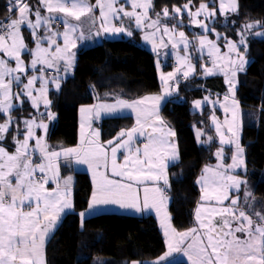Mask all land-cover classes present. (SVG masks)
<instances>
[{"label":"snow or ice","instance_id":"6c2138e0","mask_svg":"<svg viewBox=\"0 0 264 264\" xmlns=\"http://www.w3.org/2000/svg\"><path fill=\"white\" fill-rule=\"evenodd\" d=\"M40 3L49 15L41 16L39 7H36L33 13L32 7L24 0H9L7 9L10 15L6 16L4 20H0V51L15 62V68H12L8 66L5 58H0V113H10L15 106L14 99L22 104L23 101L19 100L21 96L30 98L32 105L38 108L37 98L33 96V91H38L41 97L45 96L47 91L43 87L34 88L35 82L38 79H43L42 76H27L28 66L21 59L22 51L27 48L21 33L22 25H26L31 30L36 44L34 51L28 50L32 56L30 67L32 70H36L37 66L41 65V72L45 70V67L59 72L60 69L57 67L59 62L64 63L65 72L71 67L74 53L70 51V48L76 47L72 36L76 35L77 39L84 38V32L80 26L82 17L87 18L90 26L99 28V31L94 33L97 36L101 34V31L106 35L113 36L125 33L127 30L123 27L106 26L111 25L112 19H121L122 17L134 19L137 28L143 24L145 28L151 29L152 31L146 33L143 39L152 41L154 46L156 39L163 41V35H167L169 40H174L178 35L179 40L174 42L172 47L175 49L182 44L186 55L183 58L178 56V59L182 63L190 59V53H187L190 42L185 33L183 31L177 33L175 27L169 28L167 25H161L162 18H169L168 8L164 7L161 12L155 13V19L149 16V10L154 9L152 0H130L132 11L125 10L123 5L116 7L119 0H104V2L96 0L95 4H92L90 0H40ZM212 3L215 5V0H212ZM190 5L191 0L181 7H174L171 18L179 17L183 9V12L189 17L190 24L198 25L205 33L215 32L214 28L210 29L202 20L196 19L203 13L205 20H214L217 10L215 6L209 10L207 4L201 3L199 8L193 12ZM97 9L100 11L99 18L95 16ZM136 9H141V11H136ZM229 10L231 12L238 11V0H228L227 3L225 0H219V11L223 14ZM11 13H16V17L13 18ZM30 13L35 16L34 22L29 18ZM97 19H99L98 26ZM179 22L182 23V20ZM53 23L63 24V32L53 31ZM41 26L45 29L43 36L37 35ZM257 27L264 28V23L253 21L244 24L243 30L237 34L239 43L229 41L227 43L229 54L217 58L225 59L229 64L242 70L245 60L239 49L243 47L245 51L247 50L245 33ZM158 33H163V35L158 36ZM254 34L264 35V32ZM127 35L131 36V32H127ZM216 35L219 38L220 34ZM60 38H62L63 47L58 43ZM225 39L227 38L225 37ZM45 42L49 45L46 48L41 46ZM206 42L209 45V57L219 53V47L208 40L206 35L197 36L191 43L194 49L202 54ZM230 54L236 55L238 59L233 60ZM212 63L215 67V60ZM190 72H194V67L189 66V70L183 71L181 75L187 79ZM205 72L212 74L213 68L206 67ZM231 75L235 77L236 72L233 70ZM22 76L27 79V83H24ZM6 77H10V79L6 81ZM175 77L176 72L168 73L165 78L164 95L171 94L167 81H175ZM52 79L58 78L53 77ZM13 82H16L19 91H12ZM228 84L231 89L233 81L229 80ZM56 87L59 88V83H56ZM161 99L163 96L156 95L132 103L122 100L117 104L101 103L87 109L89 113L96 116H99L101 111L111 113L123 108L135 110L138 126L129 131H122L114 140L108 141L107 145H101L96 140L85 142L82 136L80 147L63 149L60 152L48 151L42 145L41 139L34 136L32 130L35 125L43 127L46 131L47 125L36 124L34 119L23 121L25 125L24 139L14 138V154H9L4 147L0 146V264H45L43 253L45 236L50 230L51 224L56 220L57 214L72 207L68 198L71 177L64 179L63 189L59 186L58 160L60 157L66 161L74 157L76 162L93 168L94 177H98L96 191L92 195L88 210L79 214L82 220L93 208L109 203L138 208L140 198V189L136 187L138 184L158 183L163 180L167 185V162L175 161L178 158V152L171 140L175 136V132L170 128L163 127L164 121L159 115ZM224 99L227 101L228 96L226 95ZM149 100L153 102L151 109L141 108L145 101ZM207 100L208 98L205 97L204 102ZM201 103L202 101L196 100L194 105L199 108ZM44 105L48 107L50 101L44 99ZM82 111L85 110L82 109ZM225 112H230L231 115L230 120L226 117L224 121L228 125L227 131L235 136L233 127L239 120V101L232 99L230 108L226 107ZM48 115L50 118L52 117L51 113ZM212 119L215 121L216 118L213 116ZM157 124L161 126H156ZM11 127H13V119L8 115L5 122L0 124V142L5 139V134ZM16 130L19 131L18 125ZM216 130L220 131L218 124ZM136 134L145 136L147 140L142 148L133 144ZM95 135L98 136V132ZM33 139H35V146L30 148L29 141ZM210 139L211 137H209ZM221 143L230 144L233 141L223 139V133H221ZM235 143L239 153L242 150L238 140ZM120 149H125L127 154L123 157L124 162L118 164L117 152ZM37 150L40 152L42 162L33 164L32 156ZM109 152L111 154L110 161ZM215 155L218 158L221 157L222 151L218 150ZM231 159L232 164L227 169H224L222 164L216 165V168L221 171H214L211 166L204 168V174L201 175L199 181L204 186L202 200L209 202L215 200V202L221 203L223 200L229 199V189L239 191L240 185L246 184V181L240 180L236 176L224 174L228 170H235L243 166V160L238 159L237 156L234 155ZM109 167L111 173L121 179H109L107 174ZM37 173L40 179H37ZM50 180L57 182V187L51 191L46 188ZM123 180L128 182H122ZM249 196L250 194L245 193V201ZM165 199L161 188H143V207L145 209L155 207L159 211V206ZM238 199L239 197L230 200L232 207L208 209L207 219L201 218L200 209H198L196 212L198 226L184 232L171 229L169 233L166 226L165 235L169 238L167 252L154 262L132 261L131 264H161L173 252L179 251H184L188 255L191 264H264V215L257 213L259 223H254L245 211L240 210L237 214L235 206L238 204ZM25 207L30 210L24 211ZM225 214L231 216L232 220L237 223L235 228L231 227ZM213 215L221 217L220 225L212 223ZM237 232L244 234L243 240L235 235ZM185 241L189 242L185 245Z\"/></svg>","mask_w":264,"mask_h":264},{"label":"trees","instance_id":"16d2710c","mask_svg":"<svg viewBox=\"0 0 264 264\" xmlns=\"http://www.w3.org/2000/svg\"><path fill=\"white\" fill-rule=\"evenodd\" d=\"M204 1L212 0H191V3L198 7ZM188 2L155 0L156 13L167 7L173 14L174 7ZM238 4L240 22L264 23V0H238ZM7 5V0H0V20L10 15ZM217 22L220 27H215L229 35L236 31V26L224 24L222 19ZM140 36L141 32L137 31L130 38L105 40L94 47L78 49L74 75L63 81L59 91H50L52 107L58 112L49 139L53 149L77 145L81 106L97 101H135L161 92L156 56L141 45ZM245 52L251 63L240 77L237 99L244 110L242 144L247 153L246 175L260 190L264 186V38H253ZM200 72L180 80L177 95L162 110L164 122L175 129L180 151V160L169 169L170 210L174 226L180 231L197 226L195 210L201 198L197 180L204 168L215 161V151L221 145L216 140L210 145L199 142L197 129L209 131L212 127H209V118L195 112L191 105L195 98L206 93L224 94L225 79L220 75L203 77ZM24 110L27 112L29 107ZM249 112L257 113L254 123L248 121ZM0 115L5 120V115ZM133 125L132 116L104 119L101 123L103 140H112ZM208 136L214 138L215 133ZM63 172L74 173L76 179L75 210L65 216L48 242L47 264H131L132 261L156 260L164 255L165 238L154 216L105 213L87 218L82 226L79 214L90 204L91 177L69 166H63ZM166 264L188 263L171 261Z\"/></svg>","mask_w":264,"mask_h":264},{"label":"rangeland","instance_id":"374dc122","mask_svg":"<svg viewBox=\"0 0 264 264\" xmlns=\"http://www.w3.org/2000/svg\"><path fill=\"white\" fill-rule=\"evenodd\" d=\"M90 2L92 4H95L96 0H90ZM102 2H104V0H102ZM152 2L154 5V9L149 10L148 14L152 19H155L156 18V16H155V13H156L155 0H152ZM227 2H228V0H225V3H227ZM202 3L207 4L209 10H211L215 6V8L217 9L216 14H215V19L214 20H205L203 13H201V15L199 17H196V19L202 20L205 24L208 25V27L210 29L214 28L215 32L208 31L207 33H205V31L202 28H200L198 25L190 24L188 15L186 13H184L183 9H182V13L179 16L177 23L179 25L188 24L189 30H186L183 28L181 29L180 27H177V26H175V29H176L177 33L179 31H183L185 33V35L187 36L189 42H190L189 47L187 49V53H190V59L185 63H182L181 60L178 59V56L180 58H183L186 55V52L183 48V45L181 44L178 48H175V49L172 47V44L179 40L178 35L174 38V40H169L167 35H163V41H161V40L156 41L155 46H154L152 41H145L143 39V37L146 33H149L152 31L151 29L145 28L143 26V24L140 26V28H137L134 19L128 18V17H122L121 19H112L111 25H106V26L123 27L127 30L125 33H120V34L113 36V35H106L101 31V34L97 36V35H94V33L96 31H99V28L90 26L87 18L82 17L81 21H80V26L84 32V38L83 39H77L76 35L72 36V39L75 40L76 47L70 48V51L72 53H74V57H73V63L71 65V67L68 68L67 72H65V70H64L65 65L63 62H59L57 64V67L60 69L59 72L55 71L54 69H47L46 67H45V70L43 72H41L40 71V68L42 67L41 65H38L36 70H32L30 67V60L32 59V56L28 50L34 51L36 48V44H35L33 36L31 35V30L26 25H22L21 26V33H22L23 40H24V43L27 46V48L24 51H22L21 59L28 66L27 76H29V77L33 76V75L42 76L43 79H38L34 84V88L40 89L41 87H43L47 91L45 93V96H43V97H41V95L38 91H33V96H35L37 98V104L39 105L38 108L34 107L32 105L30 98H25L24 96H21L19 98V100L23 101L22 104L20 102H18L16 99H14L13 103L15 106L10 111V113H1V114L5 115V120H6L8 115H10L12 117L13 127L9 128L8 132L5 134V139L2 142H0V146L4 147L9 154H14V152H15V145L13 143L14 138L19 139V140L24 139L25 125H24L23 121L25 119H29V120L34 119L36 121V124L47 125L46 131L44 130L43 127H36L35 125H33L32 130H33L34 136L37 138H40L42 145L45 146L48 151H50L49 144L51 145V143H50V140H48V138L50 139V134L52 132L54 124L57 122V119H58V112L55 109H53L52 101L50 100V97H49L50 91L51 90L59 91L62 88L63 81H65L67 78L74 75V71H75V67H76V63H77L78 49L82 48V47H94L95 45L102 43L105 40H116V39L130 38V37L134 36L137 31H139V32H141V36H140L141 45L144 47H147V45H148L149 48L151 46L152 47L151 49L153 51H155L154 55L156 56L157 68L159 71V79H160V82L162 84L161 91L164 90V88H165V78H167L168 73L176 72L175 81H173V80L167 81V84H168L169 88L171 89V88H173L174 83H176V81H178V79L181 78V76H182L181 73L183 71L189 70V66L194 67V72H190V75L188 76V78L194 76L198 70H201L200 73L203 77L220 75V76H223L225 79L226 90H225L224 94H222L220 96L219 94L214 95L212 93H206L205 96H203V97L195 98L192 101L191 107L195 112L200 113L202 115H206L209 118L208 121H209L210 129L212 127V129L209 131H203L202 129H197L199 142L202 143V141H203L201 138L202 133L204 134L205 138H207V140L204 142L205 145L206 144L210 145L215 140L218 141L219 143H221V133H223V139L233 141V143H230V144H222L221 143V145L216 149L215 154L218 150H220V151H222V156L218 158L216 155H214L215 161L212 162L211 164L207 165V166H211L214 171H221V169L216 168V165L222 164L224 169H227L228 166L232 164L231 157L235 155V156H237L238 159L243 160V166L238 167L235 170H228L224 174L226 176L227 175L236 176L240 180L246 181V184H241L239 191H237L235 189H229V199L223 200L221 203H217V202H215V200H213L211 202L204 201V200H202L203 192H204V186L201 185V183H199L201 175L204 174V170H203V173L200 175V177L197 180V183H198L200 190H201V198H200V202L198 203L196 210H195V217H196L197 210L200 209L201 218L207 219L209 216V213L207 211L208 209H211V208L222 209V208L232 207L230 200L232 198L239 197L238 204L235 206V210H236L237 214L240 210H243V211H245L247 216L251 217V219L254 221V223H259L256 214L259 213L261 215H264V212H262V209L264 208V186L259 190V188L257 186H255L254 183L252 182V180L246 175L248 172L247 153H246V149L243 147V144H242V130L244 128V110H243V107H242L240 102H239V110H240L239 120H238L237 124L233 127V132H235V134H236L235 136H233L232 133H229L227 131L228 125H226L224 123L226 117L229 120L231 119L230 112L226 113L225 108L226 107L230 108L232 99L239 101L237 99V89L239 87L240 77L246 71L248 65L251 63L250 58L247 57V54L244 51V48L240 47L239 50L243 54V57L245 60V64H244L242 70L238 67H235V66L229 64L228 61L225 59L217 58L218 56L223 57V56H225V54H229L228 48H227V43L229 41L236 42L237 44L239 43V37L237 34L243 30V25L246 23H249V22H240L239 21V19H238L239 4H238V11L237 12H231L229 10V11H226L225 13L222 14L219 11V0H218V3H216L215 5L212 4V1L211 2L204 1ZM185 4H187V3H185ZM121 5H123L125 10H127V11L133 10L130 6V0H128V3H126V0H119V3L116 5V7H120ZM29 6L32 7L33 13L35 11V8L39 7L40 11H41V16L49 15L47 13V10L40 3V0H32V2L29 4ZM199 6L194 7L193 2H192L190 5V9H191V11L195 12L199 8ZM177 7H181V6H177ZM136 11H141V9H136ZM161 11H157V13H159ZM54 15H58V14H54ZM95 16L97 18H99V16H100L99 9L95 10ZM169 16H170V10H169ZM172 16H173V14H172ZM29 18L32 19L33 22L35 21L34 14L30 13ZM163 19L164 18L161 19V25H167L169 28H173L172 26L170 27L168 24H165L163 22ZM220 19L223 20L224 24H229L231 26L237 27L236 31H233V35H229L228 33H225L222 30H220L219 28L215 27V25L220 27L219 25H217V23H218L217 21ZM181 20H182V23L179 22ZM73 22L75 23V21H73ZM98 24H99V19H97V26H98ZM52 30L53 31L58 30L60 32H63L64 25L60 24V23H53L52 24ZM127 32H131V36L127 35ZM257 32H264V29L257 27V28L251 29L249 32L245 33L246 38H247V49L249 48L250 41L253 38H264V35H255L254 34ZM217 33L220 34L219 38H217V35H216ZM37 35H40V36L45 35V29L43 26H41L38 29ZM204 35L207 36L208 40L212 41L213 43H215L219 47L220 51L218 54H214L212 57H209V55H208L209 45L207 44V42L205 43L204 50H203L202 54L198 53L194 49L193 44L191 42L194 41V39L197 36H204ZM225 37L227 39H225ZM58 43H60V46L63 47L62 38H60L58 40ZM164 45H167V46L165 47ZM41 46L46 48L49 45H48V43L45 42V43H42ZM53 51H54V48H53ZM230 55L232 56L233 60L238 59V57L236 55H234V54H230ZM0 58H5L8 62V66L15 68L14 60H12L11 58H8L6 56V54L3 53L2 51H0ZM213 60H215V62H216L215 67H213V63H212ZM168 61H172L173 68H170L168 70H164V67H165L164 65H166ZM206 67L207 68H213L212 74H206V72H205ZM177 69H179V71H177ZM233 70L236 72L235 77H232V75H231ZM225 72H227L228 74L225 75L224 74ZM53 77H57L58 79L53 80L52 79ZM5 79L7 81L8 79H10V77H6ZM22 79H23L24 83H27L26 78H24L22 76ZM229 80L233 81V86L231 89H230L229 84H228ZM56 83H59V88L56 87ZM177 85L178 84H176V87H177ZM19 90L20 89L18 88L16 82H13L12 91L16 92ZM226 95L228 96L227 101L224 99V97ZM205 97L208 98L207 102H204ZM44 99H47L48 101H50V105L48 107H45ZM196 100L202 101L201 106L199 108L195 107V105H194V102ZM118 101H115V102L98 101V102H95V103H92L89 105L81 106L79 108L78 143H77V145L71 146L69 148L80 147L82 144V141H81L82 136H83L85 142L88 140L104 141L103 135H102V130L100 128V124H96L95 117H99L102 115H104L106 117H110V115H118L117 113L119 111H127L128 108L118 109V110L111 112V113H106V112L101 111L99 116H96L93 113H89L87 111V109H90L93 106H95L97 104H101V103H103V104H117ZM122 101H126V100H122ZM126 102H128V101H126ZM25 107H29V110L27 112H25V110H24ZM141 108H143V106H141ZM82 109H84L85 111H82ZM148 109L150 110L151 107L150 108L148 107ZM48 113L52 114L51 118L49 117ZM161 114H162V112H161ZM213 116L216 118L215 121L212 119ZM135 117H136V115H135ZM161 118L163 119V116ZM248 118H249L248 121L250 123H254L257 120V113H255V112L250 113L249 112ZM5 120H2L1 115H0V124H3L5 122ZM135 120H137V117H136V119L134 118V125L133 126H135V123H136ZM217 124L220 126L219 132L216 130ZM17 125H18L19 131L16 130ZM156 126H160V125L157 124ZM169 127L172 131L175 132V129L172 126H169ZM201 131H202V133H201ZM97 132H98V136L95 135V133H97ZM213 133H215V137L214 138L211 137V139L209 140L210 136H208V135H211ZM135 136L138 138L143 137V136H140L139 134H136ZM171 140L175 144L177 152H178V158L175 161H171V163L174 165L180 160V151H179L178 143H177L175 136H174V139H171ZM236 140H238L240 149L242 150L239 153H238L237 148H236V143H235ZM142 141H144V140H142ZM29 145H30V148L34 147L35 146V139L30 140ZM141 145H143V144H141ZM138 147H140V145H138ZM229 147H231L232 149ZM58 152H60V151H58ZM109 157L111 158L110 152H109ZM119 160H120V157H119V150H118V152H117V163L118 164H119ZM32 162H33V164H39L42 162V160L40 158L39 150H37L34 153V155L32 156ZM58 164H59V176H60L59 186L61 189L64 188V179L67 178L66 176L69 175L71 177L72 182L70 183V194H69L68 198L70 199V201L72 203V207H74L73 202H74V192H75L74 187L75 186L73 184V181L76 180L75 176L73 175V173L64 174V172H63V174H62L61 170H63L64 164H73L74 166L76 165L75 167H81V165H85V164L76 162L74 157L71 158L70 160H67V161L63 157H60L58 160ZM70 168H72V167H70ZM109 171L111 172L110 167H109ZM166 175H167V180H168L167 185H165L163 180H161V184H159V186H158L159 188H161L163 190V195H164L165 191L170 189V172L168 171V173ZM37 179H40L39 174H37ZM263 181H264V174H263ZM13 183H15V181H13ZM52 184H54L55 186H52ZM56 187H57V182L54 180H50L49 183L47 184V188L49 191H51L52 189H54ZM153 187H157V186H151V188H153ZM95 191H96V188L94 189V191L92 193H94ZM245 193L250 194L247 201H245ZM167 197L170 200V195H167L165 198H167ZM106 208L107 209H117V211H126V213H132V215H137V213H138L137 211H139V209L143 208V200L139 199L138 208L124 207L121 204L109 203L107 205H100V206L93 208L91 210V213L95 214L94 213L95 211H99V209H106ZM161 208H162V205L159 206V209H161ZM66 209H69V208H66ZM147 209H146V211H147ZM103 211H105V210H103ZM110 211L111 210H109L107 212L105 211L102 213H112ZM117 211H115V213ZM118 213H125V212H118ZM159 214L161 215V223H162L161 226H162V230L164 232V237L166 239V241H165L166 242L165 252H167V250H168V239L169 238H168V236L165 235V227L166 226L168 227L169 233H170L172 223H171V221H169V219L166 218V215L164 214L163 210H161L159 212ZM96 215H98V214H96ZM96 215H93V216H96ZM138 215H142V214H138ZM93 216H91V217H93ZM225 217L229 220V223L231 224L232 228H235L237 226V223L232 220L231 216H228L227 214H225ZM196 222H197V226H198L199 222L197 221V219H196ZM212 223L215 225H220L222 223L221 217L217 216V215H213ZM82 226H84V219L82 222ZM197 226H195V227H197ZM186 230H188V229H186ZM176 231L177 232H184V231H180L178 229ZM235 235L237 237H239L241 240L244 239L243 233L237 232V233H235ZM188 242L189 241H186L185 245ZM170 256L172 258H170L167 263H169V261H172L173 259H176V260L178 259V260H180L179 262H185V261H182L183 259H185L186 261L189 262V264H191V261L188 259V255L184 251L173 252ZM143 261L148 262V260H143ZM143 261H140V262H143ZM174 263H176V262H174Z\"/></svg>","mask_w":264,"mask_h":264},{"label":"crops","instance_id":"0c3cea01","mask_svg":"<svg viewBox=\"0 0 264 264\" xmlns=\"http://www.w3.org/2000/svg\"><path fill=\"white\" fill-rule=\"evenodd\" d=\"M7 2H9V0H7ZM24 2H26L27 4H30L31 2H32V0H24ZM11 15L13 16V18H15L16 17V13H11ZM172 13L170 12V16H169V18H164L163 19V22L165 23V24H168L170 27L172 26V27H175V26H177V27H180L181 29L183 28V29H186V30H189V25L188 24H181V25H179L178 23H177V21H178V19H179V17H177L175 20H172ZM5 22H7V21H5ZM183 26H186V27H183ZM158 36H160V35H163L162 33H159V34H157ZM158 40H160V39H156V41H158ZM140 41H141V39H140ZM150 46V45H149ZM148 50H150L153 54L155 53V51H153L151 48V46H150V48L148 47V45H147V47H146ZM156 65H157V63H156ZM165 67H164V70H167V68L169 69V68H173V63H172V61H168L167 62V64L166 65H164ZM158 69V68H157ZM197 73H198V71H197ZM196 73V74H197ZM158 74H159V71H158ZM195 74V75H196ZM180 80H185V78H183V76H181V78L180 79H178V81H176V83H174V85H173V88H169V91H170V95H164V90H162L160 93H158V94H151V95H147V96H145V97H151V96H156V95H161V96H163V99H161V101L159 102V115H160V117H162V114H161V112H162V110H163V108H164V106L166 105V103L170 100V99H172L175 95H177V87H176V84H178V82L180 81ZM162 85V84H161ZM178 86V85H177ZM145 97H142V98H139L138 100H142V99H144ZM120 100H125V99H119V101ZM138 100H135V101H138ZM116 101H118V100H116ZM126 101H128V100H126ZM135 101H128L129 103H132V102H135ZM98 102V101H97ZM106 102V101H105ZM108 102H115V101H108ZM152 105H153V102L152 101H145V104L144 105H142L143 106V108H150V107H152ZM118 115H110V117H106V116H104V115H102V116H99V117H95V122H96V124H100V128H101V123H102V121L104 120V119H107V118H111V117H120V116H132L133 118H135L136 119V117H135V115H136V112H135V110H133V109H127V111H119L118 113H117ZM153 119H154V117H153ZM136 121V120H135ZM164 121V120H163ZM142 123H143V120L141 121ZM159 125V124H158ZM138 125H137V123H135V126H133V127H137ZM161 126V125H160ZM132 127V128H133ZM163 127H165V128H170L169 127V125L168 124H166L165 122H164V125H163ZM131 128V129H132ZM131 129H129V130H131ZM129 130H125V131H129ZM201 133H202V131H201ZM119 136V135H118ZM117 136V137H118ZM126 138V137H125ZM202 138V143H204L206 140H207V138H205V136H204V134H203V136L201 137ZM115 139V138H114ZM114 139H112V140H114ZM171 139H174V137H172ZM48 140H49V138H48ZM142 140H144V141H142ZM110 141V140H109ZM147 142V140H146V138H145V136H143L142 138L141 137H136L135 135H134V139H133V144L134 145H136V146H138V145H140V147L142 148L143 147V145H141V144H144V143H146ZM97 142L99 143V144H101V145H107V142L108 141H100V140H97ZM49 146H50V151H61V150H63V149H60V150H58V149H53L52 148V146L49 144ZM65 149V148H64ZM66 149H68V148H66ZM127 154V152H126V150L125 149H120L119 150V157H120V160H119V164H121V163H123L124 161H123V157H124V155H126ZM109 161H110V157H109ZM63 166H69V167H72V169L74 170V171H78V172H87V173H89V175H90V177H91V180H92V184H93V191H94V189L96 188V180L98 179V177H94V169L93 168H90L88 165H81V167H75L73 164H64ZM171 166H173V164L171 163V161H168L167 162V168H166V174L168 173V171H169V169H170V167ZM101 170H103V169H101ZM61 172H62V174H63V170H61ZM38 174V173H37ZM74 174V173H73ZM107 174H108V177H109V179H117V180H119V179H121L120 177H117V176H115V175H113L110 171H109V169H108V172H107ZM71 175V174H70ZM69 176V175H68ZM68 176H66V177H68ZM72 182V181H71ZM122 182H125V183H127L128 181L127 180H123ZM75 183H76V180H74L73 181V184H74V186H75ZM159 184H161V181H159L158 183H152V182H147V183H144V184H138V185H136V187H138L139 189H140V193H139V199H142L143 200V188L144 187H148V188H151V186H159ZM52 186H55L54 184H52ZM46 188H47V185H46ZM48 189V188H47ZM74 189L76 190V188L74 187ZM93 194V193H92ZM167 195H169V190H167V191H165L164 192V197H166ZM91 200H92V195H91V199H90V203H91ZM72 204V203H71ZM73 204H74V207H70L69 209H64L62 212H59L58 214H57V218H56V220L51 224V226H50V230L48 231V233L46 234V236H45V239H44V244H43V253H44V261H45V264H47V257H46V248H47V244H48V242L50 241V239L53 237V235L55 234V232L57 231V229L59 228V226L61 225V223H62V221L64 220V218H65V216L68 214V213H70V212H72V211H74L75 210V192H74V202H73ZM162 205V208L161 209H159V211H157V208H155V207H150V208H148L147 209V211H146V209L143 207V208H141V209H139V211H137L138 213H137V215H132V213H126V211H117V209H99V211H95L94 213L95 214H92L91 213V211L88 213V215L86 216V218H84V220H86L87 218H90L91 216H93V215H96V214H98V215H100V214H105V213H102V212H107V211H109V210H111L110 212H112V213H115V211H117L116 213H118V212H125V213H118V214H122V215H130V216H139V217H144V216H154L156 219H157V221L159 222V224H160V227H161V229H162V223H161V215L159 214V212L161 211V210H163V212H164V214L166 215V218L167 219H169V221H171V223H172V225H171V229H176V227L174 226V223H173V217H172V214H171V210H170V205H171V197H170V200H169V198L167 197L165 200H164V202L161 204ZM34 206V205H33ZM89 208V207H88ZM88 208L86 209V210H84L83 212H86L87 210H88ZM153 208V209H152ZM30 209L29 208H27V207H25L24 208V211H29ZM103 210H105V211H103ZM99 212V213H98ZM138 214H142V215H138ZM97 216V215H96ZM94 217V216H93ZM81 220H82V218H81ZM82 222H83V220H82ZM42 226H44V225H42ZM175 228H174V227ZM177 230V229H176ZM162 232H163V230H162ZM163 235H164V232H163ZM165 238V237H164ZM165 241H166V239H165ZM186 242V241H185ZM170 258H172L171 256H169V257H167L163 262H161V264H166L167 262H168V260L170 259ZM158 259H156V260H149L148 262H154V261H157ZM172 261H180V260H176V259H173ZM182 261H185V262H187L188 264H189V262L188 261H186L185 259H183ZM143 262H145V261H143ZM169 262H171V261H169Z\"/></svg>","mask_w":264,"mask_h":264},{"label":"bare ground","instance_id":"6f19581e","mask_svg":"<svg viewBox=\"0 0 264 264\" xmlns=\"http://www.w3.org/2000/svg\"><path fill=\"white\" fill-rule=\"evenodd\" d=\"M78 133H79V130H78ZM263 212V211H262Z\"/></svg>","mask_w":264,"mask_h":264}]
</instances>
